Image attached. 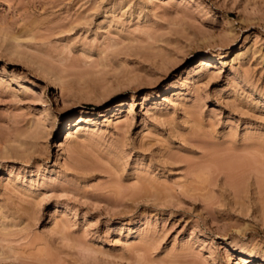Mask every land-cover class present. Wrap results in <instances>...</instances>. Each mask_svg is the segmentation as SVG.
<instances>
[{"label": "rangeland", "instance_id": "1", "mask_svg": "<svg viewBox=\"0 0 264 264\" xmlns=\"http://www.w3.org/2000/svg\"><path fill=\"white\" fill-rule=\"evenodd\" d=\"M236 263L264 264V0H0V264Z\"/></svg>", "mask_w": 264, "mask_h": 264}, {"label": "bare ground", "instance_id": "2", "mask_svg": "<svg viewBox=\"0 0 264 264\" xmlns=\"http://www.w3.org/2000/svg\"><path fill=\"white\" fill-rule=\"evenodd\" d=\"M84 121H87V120H84ZM228 251V250H227ZM237 264V263H236Z\"/></svg>", "mask_w": 264, "mask_h": 264}]
</instances>
